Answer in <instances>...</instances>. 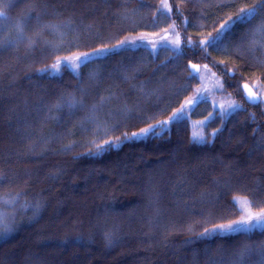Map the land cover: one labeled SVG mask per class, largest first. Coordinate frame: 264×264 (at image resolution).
<instances>
[{
  "label": "trees",
  "instance_id": "16d2710c",
  "mask_svg": "<svg viewBox=\"0 0 264 264\" xmlns=\"http://www.w3.org/2000/svg\"><path fill=\"white\" fill-rule=\"evenodd\" d=\"M167 3L0 0V264H264V229L204 234L239 217L237 195L264 208V100L241 89L264 91V12L217 37L259 0ZM171 24L178 50L111 48L50 72ZM189 63L239 105L221 114L200 99L190 117L212 114L200 140L187 117L159 128L199 85ZM150 124L154 134L123 139Z\"/></svg>",
  "mask_w": 264,
  "mask_h": 264
},
{
  "label": "rangeland",
  "instance_id": "374dc122",
  "mask_svg": "<svg viewBox=\"0 0 264 264\" xmlns=\"http://www.w3.org/2000/svg\"><path fill=\"white\" fill-rule=\"evenodd\" d=\"M165 2V0H161V5ZM162 8V7H161ZM163 9V8H162ZM164 11H167V9H163ZM122 40H128L130 41L129 43H125L123 45H120V42L117 43L115 46L116 47H102L98 49H106L109 50L111 48H119V47H124V46H138V45H145L151 48L152 50H156L159 46L161 45H167L173 48L174 50H178L180 47V37L178 32L176 31V28L174 27L173 24H171L167 29L162 30L159 33H148V32H139L135 34H129L125 36ZM121 40V41H122ZM179 40V46L176 45V41ZM118 45V46H117ZM105 51H100L97 52L96 49L91 50V51H86V52H80L76 53L73 55H70L66 58H68V66L76 70L78 67H72L71 62L74 61L76 56L81 55L82 53H90L91 55L88 57V59H91L93 57L99 56L104 54ZM87 59V60H88ZM58 61H60V66L62 64H65V58H61ZM79 63V62H77ZM81 63H79L80 65ZM51 73H56L58 72V69L51 68L50 70ZM198 77H199V85L195 88V91L191 96H189L183 103V111L178 113V110L181 109V106L175 109L169 117L164 119L163 121H168L166 124L159 125V128H165L171 121L179 119L181 117H187L189 118L190 126H191V135L195 139H202L203 138V125L205 122L210 118L212 114H209L205 117L202 118H191L190 117V112L193 109L194 105L202 98H207L213 109H217L221 114H228L231 111H233V108H230L229 105H238L237 102L227 94L223 92L222 88V83L221 79L209 68L207 67H201L199 72H198ZM256 93L260 95V98L264 100V91L261 89H258L254 87ZM191 101V103H189ZM174 113H178L176 117L169 119L170 117H173ZM140 132V131H139ZM235 203L237 207L239 208L240 215L238 218L235 220H239L241 216H247L248 213H251L252 215H257L258 213L261 212V210H264V208L261 209H254L250 201L247 197L237 195L234 197ZM234 221V220H232ZM232 221L222 223V224H228L231 223ZM219 224V225H222ZM216 225L212 229L217 228Z\"/></svg>",
  "mask_w": 264,
  "mask_h": 264
},
{
  "label": "snow or ice",
  "instance_id": "6c2138e0",
  "mask_svg": "<svg viewBox=\"0 0 264 264\" xmlns=\"http://www.w3.org/2000/svg\"><path fill=\"white\" fill-rule=\"evenodd\" d=\"M163 9H167L168 12H171V6L167 3V0L161 5ZM258 12H264V0H259L258 4H254L248 7L240 8L238 12L235 13V16L228 17L227 20H225L223 23L219 25V27L216 29L217 37L224 34L225 32L229 31L230 28L235 24H244V23H250L252 19L258 14ZM3 13H0V16H2ZM261 28H264V25L261 26ZM260 29H257L259 31ZM255 35V32L253 33ZM216 41V38H213V40L210 41H203L202 44H214ZM128 40H122L120 41V45H123L125 43H129ZM8 44H11V42H7ZM190 43V41H189ZM253 45L256 44V41H252ZM176 45L179 46V40L176 41ZM4 43L0 42V47H3ZM118 46V45H117ZM116 47V46H113ZM106 49H96L97 52L105 51ZM90 53H82L79 56H76L74 61L71 62L72 67H79V63H83L88 59L90 56ZM79 62V63H77ZM60 61H57L55 64L52 65L53 68L59 69L60 67ZM65 66H68V58H65ZM196 71L198 72L199 69L196 67V65L192 66ZM206 67V66H205ZM189 75H193V73H189ZM249 101L252 103L257 102V97L254 93H249L248 97ZM191 103V101H189ZM183 105L181 106V109L178 110L179 112L183 111ZM230 108H238L239 105H229ZM178 113H174L173 117H170L169 119H172L177 116ZM168 121H160L159 123L161 125L166 124ZM156 126L155 125H149L147 128L141 129L140 132H134L131 134H128L127 132L122 134L123 139L125 140H131L137 136H147L150 133H153V130ZM154 134V133H153ZM121 138L117 137L116 140H104L103 143H99L95 145V152L96 154H99L101 151L107 150V147H114L118 146L116 141H119ZM107 146V147H106ZM92 151V150H90ZM2 179V178H0ZM4 203H8V201H4ZM3 217L0 216V225H2ZM255 228H261L264 229V210H261L260 213L257 215H252L251 213H248L247 216H241L239 220H234L231 223L228 224H222L217 226L215 229H205L204 234H212L213 232L219 231L221 233H247L251 232ZM10 229L7 228V226L0 227V235L3 233L9 231Z\"/></svg>",
  "mask_w": 264,
  "mask_h": 264
},
{
  "label": "water",
  "instance_id": "95a60500",
  "mask_svg": "<svg viewBox=\"0 0 264 264\" xmlns=\"http://www.w3.org/2000/svg\"><path fill=\"white\" fill-rule=\"evenodd\" d=\"M193 65H196V64L189 63V68H190L192 71L197 72L196 69H194V68L192 67ZM196 67L199 69V66H198V65H196ZM230 74H232L231 71H230ZM241 89L243 90V93H244V95H245V97H246V99H247L248 101H249L248 97H249V93H250V92H251V93H254V94L256 95V97H257V102L260 100V95H259L258 93H256V91L254 90V88H253L250 84L245 83V82L241 83Z\"/></svg>",
  "mask_w": 264,
  "mask_h": 264
}]
</instances>
